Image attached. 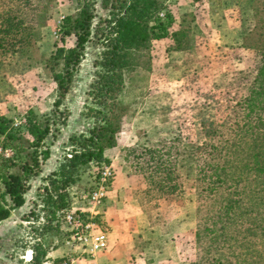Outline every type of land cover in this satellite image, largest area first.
Masks as SVG:
<instances>
[{"label": "trees", "instance_id": "trees-1", "mask_svg": "<svg viewBox=\"0 0 264 264\" xmlns=\"http://www.w3.org/2000/svg\"><path fill=\"white\" fill-rule=\"evenodd\" d=\"M73 1L75 12L64 18L61 27L62 38L72 35L73 44L56 46L45 62L56 84L54 109L44 116L28 110L20 124L0 115V147L10 150L8 156L0 153L3 221L24 204L30 178L40 173L41 163L49 157L47 141L57 138L59 125L68 117L67 106L60 105L71 91L87 51H91L93 70L86 89L91 105L85 108L95 124L87 136H69L73 149L44 179L41 206L22 216L23 223H38L36 240L23 244L29 245V264H42L47 259L48 250L40 236L58 228V212L69 206L67 188L79 170L94 160L108 163L104 151L115 144V135L129 117L130 108L122 93L133 74L151 71L152 42L171 38L166 51L189 55L192 49L193 15L184 14L179 29L170 33L172 16L168 12L160 16L163 0ZM10 6L9 0H0V63L14 57L31 58L35 50L31 43L36 15L23 18L21 6ZM250 7L254 22L246 29L241 47L254 52L253 67L226 72L214 80L216 87H236L243 93L223 125L203 122L207 124V142L199 155L209 165L200 168L207 172V181L197 195V264H264V4L250 0ZM179 145L174 141L164 148H131L124 158L145 178V190L136 194L151 225H164L151 211L157 208L159 198L176 189L187 155ZM16 243L14 233L9 232L0 239V248L9 250Z\"/></svg>", "mask_w": 264, "mask_h": 264}, {"label": "rangeland", "instance_id": "rangeland-1", "mask_svg": "<svg viewBox=\"0 0 264 264\" xmlns=\"http://www.w3.org/2000/svg\"><path fill=\"white\" fill-rule=\"evenodd\" d=\"M259 1L264 4V0ZM9 3L11 9L22 7L23 18L35 14L37 20L31 58L14 57L0 63V115L20 124L28 110L44 116L54 109L56 84L45 62L56 46L73 44L72 35L62 38L61 27L64 18L75 12V4L73 0H9ZM163 7L160 16L168 12L173 18L170 33L179 29L184 14L193 15L191 53L166 51L172 44L171 38L152 42L151 71L137 72L127 80L122 100L129 105V117L115 135V144L104 151L114 172L106 199L99 212H93L86 193L93 187L94 176L103 161H91L79 170L75 182L67 188L70 203L58 212V228L40 236L48 250L42 264H108L105 251L109 225L104 213L107 199H134L141 209L136 193L147 186L143 175L125 162L126 154L131 148L140 151L164 148L174 141L188 156L182 160L176 189L159 198L157 208L151 211L164 225L159 226L157 235L138 239L137 244L140 252L150 258L161 247L181 244L180 253L190 259L189 264H197V195L199 187L207 181V172L200 168L209 165L199 155L207 142V124L203 122L223 125L243 93V89L236 87H216L214 80L226 72L253 67L254 52L241 47L246 29L254 22L253 10L250 0H163ZM87 52L71 91L60 105V108L67 106L68 117L59 125L57 138L47 141L49 157L41 163L40 173L30 178L24 204L0 221V239L13 232L17 241L9 250L0 248V264H29V245L23 244L36 240L38 223H23L22 216L41 206L44 179L71 154L73 146L69 136H87L95 124L93 117L86 115L85 108L91 105L86 89L93 70L91 51ZM0 153L8 156L10 150L0 147ZM141 183L143 189L139 188ZM113 186H118L115 192ZM39 214L42 222L43 212ZM100 235H104L102 244L96 240Z\"/></svg>", "mask_w": 264, "mask_h": 264}, {"label": "crops", "instance_id": "crops-1", "mask_svg": "<svg viewBox=\"0 0 264 264\" xmlns=\"http://www.w3.org/2000/svg\"><path fill=\"white\" fill-rule=\"evenodd\" d=\"M117 188L118 186H113V191L115 192ZM139 188H144L142 183ZM107 201L104 213L109 225L108 247L105 251L108 264L190 263V259L183 256V252L180 253L183 249L181 244L161 247L157 249V253L152 258L140 252L137 240L151 239V236L159 233L160 227L150 224L134 199L126 201L122 198L110 197Z\"/></svg>", "mask_w": 264, "mask_h": 264}, {"label": "built area", "instance_id": "built-area-1", "mask_svg": "<svg viewBox=\"0 0 264 264\" xmlns=\"http://www.w3.org/2000/svg\"><path fill=\"white\" fill-rule=\"evenodd\" d=\"M15 124H17L15 122ZM114 172L110 164L101 163L96 175L94 176V185L86 193V197L92 207L93 212L98 213L113 181ZM70 218V216H67ZM88 226V225H87ZM101 244L104 240V235L96 238Z\"/></svg>", "mask_w": 264, "mask_h": 264}]
</instances>
